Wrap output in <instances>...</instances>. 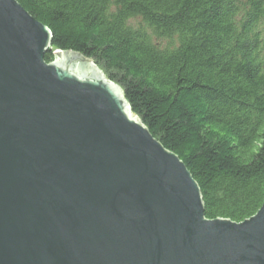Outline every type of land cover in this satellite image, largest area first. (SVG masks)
Wrapping results in <instances>:
<instances>
[{
  "label": "water",
  "instance_id": "95a60500",
  "mask_svg": "<svg viewBox=\"0 0 264 264\" xmlns=\"http://www.w3.org/2000/svg\"><path fill=\"white\" fill-rule=\"evenodd\" d=\"M0 0V264H264V197L242 221L200 187L91 58Z\"/></svg>",
  "mask_w": 264,
  "mask_h": 264
},
{
  "label": "trees",
  "instance_id": "16d2710c",
  "mask_svg": "<svg viewBox=\"0 0 264 264\" xmlns=\"http://www.w3.org/2000/svg\"><path fill=\"white\" fill-rule=\"evenodd\" d=\"M118 84L185 164L204 215L242 221L264 197V0H17Z\"/></svg>",
  "mask_w": 264,
  "mask_h": 264
},
{
  "label": "rangeland",
  "instance_id": "374dc122",
  "mask_svg": "<svg viewBox=\"0 0 264 264\" xmlns=\"http://www.w3.org/2000/svg\"><path fill=\"white\" fill-rule=\"evenodd\" d=\"M56 50H54L53 52H55Z\"/></svg>",
  "mask_w": 264,
  "mask_h": 264
}]
</instances>
